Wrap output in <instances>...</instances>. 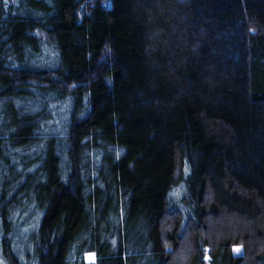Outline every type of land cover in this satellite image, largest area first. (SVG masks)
I'll return each instance as SVG.
<instances>
[{"label":"trees","instance_id":"trees-1","mask_svg":"<svg viewBox=\"0 0 264 264\" xmlns=\"http://www.w3.org/2000/svg\"><path fill=\"white\" fill-rule=\"evenodd\" d=\"M0 264H264V0H0Z\"/></svg>","mask_w":264,"mask_h":264},{"label":"rangeland","instance_id":"rangeland-1","mask_svg":"<svg viewBox=\"0 0 264 264\" xmlns=\"http://www.w3.org/2000/svg\"><path fill=\"white\" fill-rule=\"evenodd\" d=\"M86 261H92V256H86Z\"/></svg>","mask_w":264,"mask_h":264},{"label":"snow or ice","instance_id":"snow-or-ice-1","mask_svg":"<svg viewBox=\"0 0 264 264\" xmlns=\"http://www.w3.org/2000/svg\"><path fill=\"white\" fill-rule=\"evenodd\" d=\"M236 251H239V249H236Z\"/></svg>","mask_w":264,"mask_h":264}]
</instances>
